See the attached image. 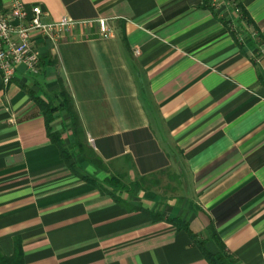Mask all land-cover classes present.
<instances>
[{
  "label": "crops",
  "instance_id": "crops-1",
  "mask_svg": "<svg viewBox=\"0 0 264 264\" xmlns=\"http://www.w3.org/2000/svg\"><path fill=\"white\" fill-rule=\"evenodd\" d=\"M22 1L44 23L78 24L55 43L36 34L37 73L20 64L8 85L0 73L1 251L19 244L24 264H209L198 242L213 226L236 264H264V0ZM60 81L106 169L81 155L70 169L49 137L36 98Z\"/></svg>",
  "mask_w": 264,
  "mask_h": 264
},
{
  "label": "trees",
  "instance_id": "trees-1",
  "mask_svg": "<svg viewBox=\"0 0 264 264\" xmlns=\"http://www.w3.org/2000/svg\"><path fill=\"white\" fill-rule=\"evenodd\" d=\"M235 7L240 13V18L246 21L247 23H251L248 13L239 2H235ZM36 102L42 109V112L46 119L49 137L51 138L52 142L56 144L59 148L62 158L68 164L70 169H73V164L70 163V161L75 158L76 155H81L87 163L93 165L97 170L106 169V165L100 158V156H98L96 152L87 145L85 131L80 123L78 114L74 107L73 100L61 81L60 87L56 92L51 94V96H48L46 100L36 98ZM56 110L64 111L67 115V123L63 124V128L61 131L52 130L51 126H49ZM63 132H69L74 138V141L71 142L69 145L65 144L64 138L62 136ZM113 177L106 179L105 183L111 181ZM82 178L88 181H92L95 185L100 186L94 179H91L89 177ZM116 179L117 182L122 183L119 181L120 178L117 177ZM144 184L145 183H143V179L136 180V185L144 187ZM110 189L127 190L129 188H99L101 193L109 194L116 198V196L113 194V192L110 191ZM176 224L178 226L180 225V223L177 222ZM208 240L212 241L216 245L217 251L215 253H212L207 249L206 242ZM198 245L201 248L204 257L209 264H236L235 257L233 256V254L227 251L226 246L224 245L221 237L218 235L216 229L213 226H210L208 228V238L200 240L198 242ZM0 264H24L20 245L16 243V247L13 254L9 256L5 255L0 249Z\"/></svg>",
  "mask_w": 264,
  "mask_h": 264
},
{
  "label": "built area",
  "instance_id": "built-area-1",
  "mask_svg": "<svg viewBox=\"0 0 264 264\" xmlns=\"http://www.w3.org/2000/svg\"><path fill=\"white\" fill-rule=\"evenodd\" d=\"M44 13L40 5L33 4L28 9L22 0H9L8 8L0 9V73L5 85L11 82L20 64L25 65L28 73H37L36 34L55 43L62 30L73 29L78 24L70 18L44 23ZM98 26L103 37L109 35L105 19H99Z\"/></svg>",
  "mask_w": 264,
  "mask_h": 264
},
{
  "label": "rangeland",
  "instance_id": "rangeland-1",
  "mask_svg": "<svg viewBox=\"0 0 264 264\" xmlns=\"http://www.w3.org/2000/svg\"><path fill=\"white\" fill-rule=\"evenodd\" d=\"M96 182H97V181H96ZM97 183H98V184H101L102 182H101V183H100V182H97Z\"/></svg>",
  "mask_w": 264,
  "mask_h": 264
}]
</instances>
